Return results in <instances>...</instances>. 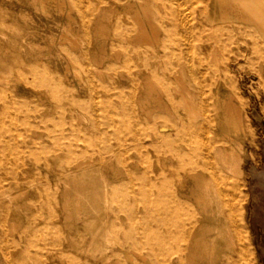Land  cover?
<instances>
[{"label":"rangeland","instance_id":"374dc122","mask_svg":"<svg viewBox=\"0 0 264 264\" xmlns=\"http://www.w3.org/2000/svg\"><path fill=\"white\" fill-rule=\"evenodd\" d=\"M257 1L258 9L252 17L256 29L255 46L262 47L264 7L260 0ZM186 3L189 7L201 6L190 0ZM70 5L73 8L69 9ZM221 5L220 9L226 10L227 1L223 0ZM120 12L115 9L112 14ZM92 15H80L75 0H0V115H3L0 126L17 123L24 131L22 123L25 119L32 122L37 118L51 119L21 134L17 145L12 142L13 130L0 132V264H69L66 254L83 259L86 264H94L97 248L114 242L127 244L130 239L122 230L136 228L142 223L139 215L143 207L132 196H127L126 200L132 202L136 217L129 220L128 214L118 209L106 222L103 220L102 210L112 203L114 193L109 188V200L105 202L101 174L94 166L96 152L89 149L94 146L96 150L97 144L105 141L115 144L118 138L129 133L128 129H137L138 125L130 123L122 114L131 93L130 72L122 61L136 50L150 59L156 58L157 54L140 47L139 41L131 45L129 40L122 39V48L111 46L110 41L119 38L112 35L107 36V43L99 50L94 44ZM103 19L107 21L106 17ZM67 28L76 34V44H71L67 38ZM206 35L203 32L202 38ZM250 38L247 37L248 47H227L229 55L236 59L229 60L226 65L223 63L225 50L219 47L218 61H213L210 59L212 44L205 42L206 63L200 65L180 59L167 66L170 75L180 76L193 90L195 82L202 80L212 103L217 73L227 67L228 77L221 81L219 94L225 96L226 85L232 81V92L242 107L244 130L238 140L244 157L242 193L246 194L247 227L244 228L249 237L250 263L264 264V54L250 53ZM150 46L151 50L162 52L160 48ZM192 48L197 50L194 41ZM156 65L148 63L144 69L146 74L132 69L137 78L135 107L138 108L136 95L152 94L147 98L150 116L145 113L144 117H137L144 119L143 126L163 118L172 121L170 111L159 106L154 96L162 82ZM166 81L171 90L178 84L171 77ZM150 85L155 89L151 93L148 91ZM199 92L201 90L197 95ZM159 115L163 118H158ZM47 125L53 129L49 135L54 136L56 142L46 137L44 127ZM142 129L144 127L138 128L139 131ZM125 145L131 146V143L126 140ZM126 154L137 158L139 152L131 150ZM77 161L87 168L75 170ZM16 164L23 166L11 173L10 168ZM129 165L136 166V173L142 167L141 163ZM103 170L109 177L108 184L126 179L114 156L112 165L104 166ZM66 174L71 176L69 179L74 175L83 183L80 203L76 202L72 190L69 203H65V196L60 194L62 185L58 178ZM140 186L137 182L131 188L137 192ZM157 212L153 210L154 214ZM41 213L53 219L35 221L34 216ZM40 225H45V229H39ZM49 227H55V231ZM51 233L60 243V250L54 257L46 254L55 248L47 240ZM152 258L150 256L151 261ZM130 264L143 263L135 256Z\"/></svg>","mask_w":264,"mask_h":264},{"label":"bare ground","instance_id":"6f19581e","mask_svg":"<svg viewBox=\"0 0 264 264\" xmlns=\"http://www.w3.org/2000/svg\"><path fill=\"white\" fill-rule=\"evenodd\" d=\"M222 1L190 0L201 6L196 4L189 7L186 0H75L80 15L93 14L94 44L99 50L107 43V36L112 35L119 38L111 40V46L122 48V39L129 40L131 45L139 41L140 47L144 46L147 52L154 51L157 54L156 58L150 59L136 50L138 52L133 51L122 61L131 76V93L122 114L128 117L130 123L138 125L137 129H128L129 133L118 138L115 144L105 141L98 143L96 150L94 146L84 148V151L89 149L96 152L94 166L101 174L105 202L109 200L108 189L111 188L114 193L112 203L102 210L103 220L106 222L118 209L127 213L129 220L136 217L132 202L126 200L127 196L138 199L143 207L139 215L142 219L140 226L122 230L130 241L127 244L114 242L97 248L94 264H130L135 256L143 264H251L247 243L249 237L244 228L247 224L244 210L246 194L242 193L244 157L238 140L244 130V122L241 104L232 92L234 83L231 81L225 84L228 90L222 97L219 87L221 81L228 77V70L227 67L219 70L217 83L213 86L215 98H212V103L202 80L195 82L193 90L180 76L174 73L170 75L167 66L180 59H188L200 65L206 63L205 42L212 44L210 59L213 61H218L216 52L219 47L225 50L224 65L236 59V56L229 55L227 47H248L247 37H251V48H248L250 53L264 54V45L255 46L256 29L252 17L254 10L258 9V1L226 0L227 8L221 10ZM260 1L264 7V0ZM71 8L73 6L70 5ZM115 9L121 12L112 14ZM104 17L107 21H104ZM66 30L71 44H76V34L69 28ZM203 32L207 34L205 38H202ZM193 41L197 46L196 51L192 48ZM150 45L160 48L162 52L151 50ZM246 53L244 56L248 59ZM148 63H157L156 69L160 72L162 82L154 96L159 106L170 111L172 121L159 115L158 118L162 120L143 126L144 119L137 117H144L145 113L150 116L147 98L152 94L136 95L138 108L135 107L137 78L132 69L146 74L144 69ZM170 77L178 82L173 90L166 81ZM154 90L152 85L148 87L149 93ZM49 120L50 117L37 118L35 122L25 119L22 123L24 131L17 127V123H12L1 125L0 132L13 130L12 142L17 145L21 134ZM44 128L46 137L56 142L57 139L49 135L53 129L48 125ZM126 140L131 146L125 145ZM131 150L139 152L137 158L126 154ZM113 156L119 168L125 172L126 179L108 184L109 177L103 167L112 165ZM129 163H141L140 172L136 173V166L131 167ZM22 166L16 164L10 168V172ZM85 168L82 162H76L75 170ZM69 177L66 174L58 178L62 185L60 194L65 196V203H69L72 190L76 202L80 203L83 183L74 175L72 179ZM137 182L141 186L135 192L131 187ZM50 192L53 193L52 190ZM154 209L158 211L156 214L153 213ZM47 219L52 220L53 217H46L44 213L34 216L35 221ZM44 227L40 225L39 229ZM49 228L55 231V227ZM52 234L47 240L55 248L47 251L49 257H54L60 250L57 236ZM66 256L69 264H86L85 260L73 257L72 254Z\"/></svg>","mask_w":264,"mask_h":264}]
</instances>
